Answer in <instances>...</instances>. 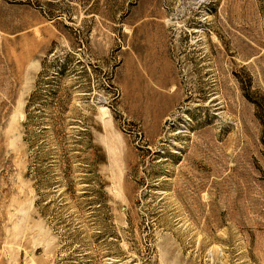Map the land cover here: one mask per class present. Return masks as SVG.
<instances>
[{"label": "rangeland", "instance_id": "obj_1", "mask_svg": "<svg viewBox=\"0 0 264 264\" xmlns=\"http://www.w3.org/2000/svg\"><path fill=\"white\" fill-rule=\"evenodd\" d=\"M0 264H264V0H0Z\"/></svg>", "mask_w": 264, "mask_h": 264}, {"label": "trees", "instance_id": "obj_2", "mask_svg": "<svg viewBox=\"0 0 264 264\" xmlns=\"http://www.w3.org/2000/svg\"><path fill=\"white\" fill-rule=\"evenodd\" d=\"M31 103H32V99H29L27 104L28 107L27 116H26L27 122L25 123L27 129H29L28 128L29 123L32 122L33 119V116L30 115L29 112V107ZM62 120L63 119L59 117L58 120H56L54 117H49L50 127L44 126V128H41L40 131H42L44 135V140L41 145L42 147L40 148L43 149L46 148V150L39 149V151H44L43 153L44 158L42 159L41 162L44 161L46 162L49 160H53L52 162H56V165L59 166V172L61 176L60 178L62 180H65L71 174L72 157H74L75 159H80L82 163L88 164L89 166L88 172L92 173L93 171H95L97 165L98 149L93 144V138L91 137V133L87 130V127L85 128V130H78L77 135L79 138L75 139L74 148H70L69 142H67V138H65V134H63L64 131H62V127H61V125H63V123L61 122ZM57 125L61 127L60 130H57L58 127ZM48 132H52L51 134L53 136L50 137V135H48ZM27 133H32V131L29 129L27 130ZM25 139L28 140V137H26ZM52 142H54V144H52ZM30 144L32 146V141ZM52 146L54 147L51 148ZM34 151H35L34 153H36L38 150L35 149ZM73 151L76 153L73 154L72 153ZM51 152H55V153L52 154ZM55 155L56 157H54ZM47 164H50V162H48ZM49 166H52V163ZM32 172H33L32 170L31 172H29V176H31Z\"/></svg>", "mask_w": 264, "mask_h": 264}]
</instances>
